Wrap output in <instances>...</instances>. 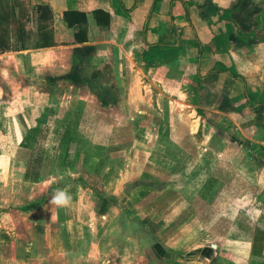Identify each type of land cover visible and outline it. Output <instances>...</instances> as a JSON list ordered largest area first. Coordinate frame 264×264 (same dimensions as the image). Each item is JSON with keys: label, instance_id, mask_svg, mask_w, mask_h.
Wrapping results in <instances>:
<instances>
[{"label": "crops", "instance_id": "crops-1", "mask_svg": "<svg viewBox=\"0 0 264 264\" xmlns=\"http://www.w3.org/2000/svg\"><path fill=\"white\" fill-rule=\"evenodd\" d=\"M244 1L248 6L243 0H31V7L51 9L54 44L0 53V264H264V198L260 204L257 194L264 193V180H251L259 191L240 206L233 202L229 208L210 209L211 228L203 241L183 239L171 246L174 231L157 219L165 211L151 213L147 228L133 225L125 207L116 219L121 225H112L114 216L105 214L110 202L119 195L123 205L130 198L129 192L119 194L120 184L113 196L104 194V214L95 217L109 216L112 223L80 230L84 215L72 214L67 206L80 199L76 189L89 190L94 198L95 180H102L100 188L95 186L96 197L105 192L107 172L92 170L100 159L85 175L71 171L73 178L51 173L30 180L29 162L17 155L24 156L21 144L34 123L46 118L51 93L73 87L80 88V103L101 109L95 118L86 110V120L103 123L101 132L85 136L123 137L127 125L134 127L138 140L125 153L133 150L129 163L140 169H189L193 160L185 141L204 136L211 138L216 154L225 138L220 153H239L231 160L243 157L245 162L238 164L243 172L264 170V15L255 24L253 0ZM67 10L85 13L86 33L81 35L77 24L67 25ZM96 10L108 15L101 16L107 27L97 23ZM76 33L85 40H76ZM104 106L112 108L113 124L104 123L109 120ZM213 154L198 152L197 167H215ZM69 169L64 167L66 173ZM58 191L70 196L67 206L51 203ZM140 229L146 233L138 239L133 233ZM115 238L117 250L108 246ZM141 241L150 247L142 248ZM100 247L107 248L106 254L95 256ZM114 253L115 259H107ZM127 253L133 254L131 261Z\"/></svg>", "mask_w": 264, "mask_h": 264}, {"label": "rangeland", "instance_id": "rangeland-1", "mask_svg": "<svg viewBox=\"0 0 264 264\" xmlns=\"http://www.w3.org/2000/svg\"><path fill=\"white\" fill-rule=\"evenodd\" d=\"M17 2L22 4L23 10H21L28 20L25 22L26 30L34 33V30H36V21L34 17H31V14H33L31 0H18ZM243 3H245L244 0ZM245 5L247 4L245 3L243 6ZM253 5L255 6V24L260 23L264 15V0H253ZM9 37L13 41L14 36L12 37L10 35ZM34 42V38L28 40L29 44L27 47L35 48ZM40 61L41 58L38 57L36 62L40 64ZM38 67L41 68V65H38ZM35 70L41 71L43 69ZM141 75L143 76V74ZM129 76L132 79V74ZM26 77L28 78V76ZM51 81L47 80L46 82L51 83ZM74 81L75 78H69L68 82L74 83ZM35 82L40 85V80H36ZM67 90L63 88L62 90L51 93L52 105L45 110L46 118L43 121L34 123V126L31 127V133L24 138L21 144L24 145L25 151L19 152L24 153V156L21 153H17V155L24 157L29 162L31 168L27 177L30 180H35L40 175H49L51 173L68 176L67 178H73L75 176L73 172L78 171L81 172V175H85L94 166V161L98 162L97 159H100L98 165L95 163L97 167H94L92 170L99 172L103 170V172H107L106 180H104L107 186L105 192L101 191L103 192L100 193L101 196L98 195V198L96 197L98 189L95 186L100 188L102 180H95L92 185L95 189L94 198V193L91 191L86 190L83 194L82 189H76L75 196L80 199L71 201L69 206H67L69 211H73L72 214L75 215L78 211L80 217L82 214L84 215L79 223L80 230H86L89 227L93 228L102 222L105 227L108 226V223H112V218H108L109 216L106 219H96L95 217L96 214L99 217L104 211L101 210V199L105 196L104 194L106 192L108 194L105 198H108L109 195L113 196L115 187L120 184L122 191L119 194L123 195L129 192L130 198L123 205H120L119 195L114 196L116 200L110 202L112 206L105 211V214L108 213L111 217L114 216L112 225H121L116 223V219L117 215H120L119 212L121 209L125 207L130 208L129 211L132 217L129 219L130 222L135 220L132 223L133 225L147 228H150L149 215L151 213L165 211L157 219L165 222L167 225L169 224L170 229L174 231L173 236L175 240L168 239V245H171L172 241L173 243H178L183 239H190L192 242L198 240L203 241V238H206L204 236L206 235L205 231H209L211 228V216L208 215L210 209L221 210L223 208H229L230 205L233 206L235 204L233 202H238V206H240L241 200L251 196L253 191L255 195L259 191L256 185L254 188L251 180L254 178V180H258L261 183L264 180V170H254L248 167L249 170L243 172L241 169L244 167L242 165L238 166V164L245 162V159L243 157L239 158L236 162L234 161L235 163L231 160V157L232 159L234 158L233 156L235 158L240 156L239 153L235 154L233 151L232 156H230L229 150L220 153L222 147L225 145V138H220V146L216 147L219 152L216 154L215 148L213 149V146L210 144V137L203 136L201 139V136H190L189 138L182 136V138L185 137L183 140L187 138L185 146L193 160L189 169L138 168L137 163H129L130 158L128 157L129 155L132 157L133 150L131 149V154L125 153V150L132 147V144L138 140V138L135 139L133 137L134 127L132 128V126L129 127L128 125L126 129L124 127L123 129L125 130L123 132L125 135L123 137L85 136L84 134L86 132H93L94 134L101 132V124L103 123L100 119H94L92 121L86 120V110L92 113L95 118L96 116L99 117L98 114H101V109H97V106L87 108L85 103H80V88L74 89L71 87V89ZM77 100L79 103L76 105L75 102ZM191 100L192 97H190ZM159 107L162 109L164 106ZM103 109L106 117H109V122L104 121V123L113 124V120L110 121L112 115H109V112L112 113V108L110 106H104ZM196 113L203 116L204 110L197 108ZM224 125L226 128L228 125L230 126V123L227 121ZM220 129L224 131V128ZM203 140H206V142H203ZM16 142L17 140H15V144ZM143 143V140H141L139 147L143 148ZM239 144L240 142H238ZM198 145L200 146L199 149L197 147ZM203 151L214 152L213 162L216 164L215 167H213L212 163H209L207 168L197 167L198 164H201L197 153ZM40 166L45 167L40 168ZM66 166L70 168L68 173L64 171V167ZM236 166H238L237 171ZM182 174L183 180L180 177ZM260 192H257V194L261 204V201L263 203L264 193L263 191ZM133 193H137L134 199L132 197ZM167 213L168 215L166 216ZM151 217L152 219H156L154 216ZM124 223L126 225L128 224L125 221ZM132 224L130 226H133ZM221 224H225V221ZM69 225L72 226L71 223ZM223 228L220 230L221 234H224ZM140 231L141 233L138 232V234L133 233L139 237L138 239L141 238L142 231L146 233L145 229H140ZM141 243L142 248L147 249L151 244L147 241H141ZM108 246L114 247L117 250L119 247L118 240L116 238L113 239V244H109ZM133 247L134 245L131 246V248ZM100 248H98L97 252H94L95 256H98L97 253L101 254V256L106 254L107 248ZM129 252L133 253V249ZM132 255L127 253L128 261L132 260ZM115 257L116 253L107 259H115Z\"/></svg>", "mask_w": 264, "mask_h": 264}, {"label": "trees", "instance_id": "trees-1", "mask_svg": "<svg viewBox=\"0 0 264 264\" xmlns=\"http://www.w3.org/2000/svg\"><path fill=\"white\" fill-rule=\"evenodd\" d=\"M18 0H0V53L5 51H19L27 49L28 40L34 36L35 47H49L53 42V28H52V12L45 4H37L33 6V14L31 17L36 21V32H29L26 30L25 22L28 21L22 12L23 6L17 2ZM19 8V9H18ZM22 9V10H21ZM101 16H106L102 10L94 11V17L99 25H102ZM28 18V15H27ZM63 18L67 25L73 26L75 24L80 26L79 33H86V15L81 11L67 10L63 12ZM105 27L108 25V20L103 23ZM79 33L75 34L78 41L85 40ZM10 35L14 36L13 41Z\"/></svg>", "mask_w": 264, "mask_h": 264}, {"label": "clouds", "instance_id": "clouds-1", "mask_svg": "<svg viewBox=\"0 0 264 264\" xmlns=\"http://www.w3.org/2000/svg\"><path fill=\"white\" fill-rule=\"evenodd\" d=\"M70 196L64 191H58L52 198L51 203L56 206H67L70 202Z\"/></svg>", "mask_w": 264, "mask_h": 264}]
</instances>
